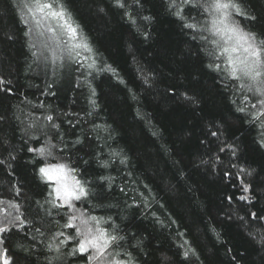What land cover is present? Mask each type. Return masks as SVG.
<instances>
[{
  "label": "trees",
  "instance_id": "16d2710c",
  "mask_svg": "<svg viewBox=\"0 0 264 264\" xmlns=\"http://www.w3.org/2000/svg\"><path fill=\"white\" fill-rule=\"evenodd\" d=\"M27 2L0 0V79L11 82L0 85V226L9 228L0 248L15 264H91L87 254H72L77 239H66L76 236L64 227L70 207L45 203L53 186L39 168L62 162L89 189L76 209L124 238L119 258L264 264V116L252 107L256 97L229 76L212 43L218 36L203 30L211 16L198 5L208 0L183 5L184 20L169 0H124L125 8L114 0H66L97 67L115 73L68 55L41 61L22 23ZM242 6L257 17H237L245 30L264 34V0ZM38 148L45 155L29 151ZM9 201L20 204L22 226L8 223L17 215Z\"/></svg>",
  "mask_w": 264,
  "mask_h": 264
},
{
  "label": "snow or ice",
  "instance_id": "6c2138e0",
  "mask_svg": "<svg viewBox=\"0 0 264 264\" xmlns=\"http://www.w3.org/2000/svg\"><path fill=\"white\" fill-rule=\"evenodd\" d=\"M136 2L139 4V0H136ZM194 2L195 0H180L178 4L177 0H169V7L175 9L174 15L184 20L186 18L182 14L183 5H193ZM114 3L118 8H125L126 6L124 0H114ZM198 6L203 7L211 16L210 27L203 28V30L220 37L218 40H213L212 43L217 45L220 55L226 57L225 63L228 66L229 76L240 82L241 89H246L248 93L256 97V103L252 107L256 108L259 105L260 109L256 115L257 117L264 116V34L246 31L241 21L237 19V17H242L256 21L257 17L247 12L242 6V0H208V2ZM25 8L28 18L22 19V23L29 25L31 20L35 22L37 28L46 26L48 32L53 34L52 38L58 41L57 47L60 49V54L49 48L50 51H53L54 61L62 62L64 59L63 53H67L76 63H80L81 60L89 61L86 65L89 69H95L97 72L109 71L115 73L110 65L104 64L97 67L95 50L87 37L82 34L81 26L73 18L66 0H28ZM129 19L132 20V17L129 16ZM144 19L150 18L144 17ZM132 22L135 23L134 20ZM185 27L198 29V25L192 23L185 24ZM31 32L32 28H29L25 35H30ZM65 37L66 39H64ZM8 38L12 39L13 37L9 36ZM203 39H207V37H203ZM46 47L48 46L46 45ZM84 53L90 55H84ZM210 54L214 55L215 53ZM209 67L217 71L221 69L220 64L209 65ZM91 74V72L88 73V75ZM4 83L10 84L11 82L0 79V85ZM7 91H11V89L9 88ZM93 95H95L94 89ZM244 99L248 100L250 97L245 96ZM91 102L95 106V101L92 100ZM237 111L245 112V108H238ZM46 119L51 121L53 117L47 116ZM53 126L58 127V125ZM213 135H216V133H213ZM260 143L264 147V139ZM29 151L37 152L41 156L45 155L44 148L29 149ZM233 154H235L234 149ZM0 163L4 162L0 161ZM75 171V169H71L65 164L46 165L39 168L41 178L46 182H52L54 185L53 191L49 193L54 199L51 201L46 200L45 203L57 206L56 201H62L63 205L75 210L74 201L88 197L89 189L86 187L85 182L76 178L73 174ZM251 174V172L247 173V175ZM101 179L107 178L102 177ZM250 188V185H243L244 192H249ZM17 195H19L18 190ZM229 199L231 198L229 197ZM239 199L248 200L249 197L244 195L240 196ZM4 203L3 200H0V204ZM7 203L9 207L17 212V215L8 223L16 224L19 221V226H22L26 221L23 219V214L19 212L20 204L12 201ZM250 215L253 218L257 216L256 213H250ZM7 216H11V213H7ZM260 219H264V217H260ZM77 220L79 224L76 223ZM102 223H106V221H102L101 218L96 216H86L84 212L69 216L64 227L74 228L76 236H69L66 239H77V246L73 249L72 254L75 255L77 252L87 254L86 259L94 261L95 264H133L130 259L119 258L120 252L116 251L119 242L124 238L102 227ZM8 230L7 224L0 226V233ZM60 235H63V233H60ZM259 243L264 245V237H261ZM2 244L3 240L0 239V245ZM49 246L55 247L59 251V245ZM184 255L187 256L188 252L185 251ZM124 256L129 257L130 253H124ZM233 259L235 258L233 257ZM0 264H15L7 248H0Z\"/></svg>",
  "mask_w": 264,
  "mask_h": 264
},
{
  "label": "rangeland",
  "instance_id": "374dc122",
  "mask_svg": "<svg viewBox=\"0 0 264 264\" xmlns=\"http://www.w3.org/2000/svg\"><path fill=\"white\" fill-rule=\"evenodd\" d=\"M23 9H24V13H25V18H28L26 16V8H25V6H24ZM29 26H30V28H32V32H31L32 39H33L34 44H35V46H36V48L38 50L40 60L41 61H44L45 58H48L52 63L53 62L54 63L55 62H58V61H54V59H53V51H50L49 50V48H51L52 50L56 51L57 54H60V49L57 47L58 41H56V40H54L52 38L53 34L50 33V32H48L46 26H41L39 28L35 27V22L34 21H31L30 20ZM41 33H43V34H41ZM218 38L220 39L219 36H218ZM64 39H66V37ZM46 45L48 47H46ZM61 47H63V45H61ZM63 55L66 56L67 53H63ZM54 164H65V163H62V162H59V163H50V164H47V165H54ZM65 165H67V164H65ZM73 174L76 176L75 172ZM76 178H77V176H76ZM50 183H52V182H50ZM52 186L54 187L53 183H52ZM77 202L78 201H74V204L76 205ZM60 203L63 204L62 201H60ZM70 210L73 212V214H76V215H79V212H83V211L78 210V209H75L74 210L73 208H70ZM76 223L79 224V221L77 220ZM91 264H95V262L92 261Z\"/></svg>",
  "mask_w": 264,
  "mask_h": 264
}]
</instances>
